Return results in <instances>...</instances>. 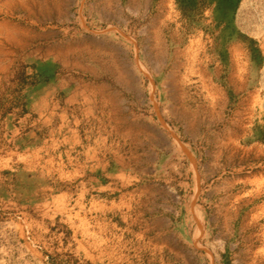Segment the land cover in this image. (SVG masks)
<instances>
[{"label": "rangeland", "instance_id": "1", "mask_svg": "<svg viewBox=\"0 0 264 264\" xmlns=\"http://www.w3.org/2000/svg\"><path fill=\"white\" fill-rule=\"evenodd\" d=\"M0 264H264V0H0Z\"/></svg>", "mask_w": 264, "mask_h": 264}]
</instances>
